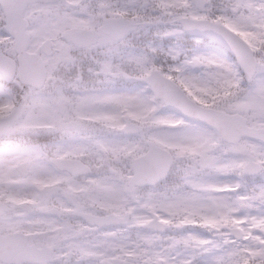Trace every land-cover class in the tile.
<instances>
[{"label":"snow or ice","instance_id":"1","mask_svg":"<svg viewBox=\"0 0 264 264\" xmlns=\"http://www.w3.org/2000/svg\"><path fill=\"white\" fill-rule=\"evenodd\" d=\"M0 264H264V0H0Z\"/></svg>","mask_w":264,"mask_h":264}]
</instances>
